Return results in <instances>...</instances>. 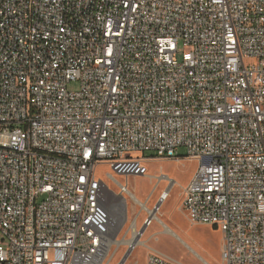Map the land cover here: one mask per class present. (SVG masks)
Masks as SVG:
<instances>
[{
    "label": "built area",
    "instance_id": "built-area-1",
    "mask_svg": "<svg viewBox=\"0 0 264 264\" xmlns=\"http://www.w3.org/2000/svg\"><path fill=\"white\" fill-rule=\"evenodd\" d=\"M153 159L198 163L180 210L220 231L221 264H264V0H0V264L133 252L174 181L140 202L97 167L152 178Z\"/></svg>",
    "mask_w": 264,
    "mask_h": 264
},
{
    "label": "rangeland",
    "instance_id": "rangeland-1",
    "mask_svg": "<svg viewBox=\"0 0 264 264\" xmlns=\"http://www.w3.org/2000/svg\"><path fill=\"white\" fill-rule=\"evenodd\" d=\"M186 51L187 50L182 49L177 55L179 61H181L183 57V52ZM77 89V83H72L68 86L69 91H76ZM177 154L181 157H185L186 149L179 148ZM143 157L149 159L155 158V155L152 153H144ZM146 165L152 178L135 176L126 178L115 176V174L111 173L106 167H97V173L100 177L105 179V174L110 173L116 177L120 183L128 184V189L140 202L145 201L153 192L157 183L154 177L165 175L168 179L174 181V186L169 192L168 201L164 205L161 203L162 207L160 205L159 213L161 217H157L168 226L167 228H169V231L165 232L163 225L154 221L141 238V241H145V247L141 246L135 249L132 253V257L130 255L124 264H146L147 248H151L165 257L182 264H203L202 260L210 264H221L220 231L217 228L192 224L187 219L186 213L180 210L182 189L189 183L198 169V163L194 160L187 159H182L181 161L153 159L148 161ZM106 184L108 185V189L105 191V197L111 200L110 204L114 205V209L117 210L120 201L118 196L119 190L113 182L106 181ZM167 188L168 190L170 188L168 182L159 183L149 201V208H152L157 203L160 193ZM128 205V218L131 221L138 210L132 208L131 201H128ZM117 213H119V211L114 214L113 219H118ZM144 217L145 216L142 215L138 221L139 228H141ZM117 219L115 222H118ZM170 230L172 232H170ZM115 236L116 233H113L111 237L112 241ZM114 250L115 247L112 248V252ZM124 254V249L115 250L114 257H110L109 259L110 264H119Z\"/></svg>",
    "mask_w": 264,
    "mask_h": 264
},
{
    "label": "bare ground",
    "instance_id": "bare-ground-1",
    "mask_svg": "<svg viewBox=\"0 0 264 264\" xmlns=\"http://www.w3.org/2000/svg\"><path fill=\"white\" fill-rule=\"evenodd\" d=\"M163 192V191H162ZM164 194H163V198H165L164 200H163V202H162V205H164L167 201H168V199H169V192H163ZM105 199H106V208H107V210H108V212L110 213V217H111V221H112V230L111 231H113V229L116 227V225L118 224V222H115L116 221V219H113V216H114V214L117 212V211H119V209H120V205H118L119 206V208L117 209V210H115L114 209V205H112V204H110L111 203V200L110 199H108V197L106 198L105 197ZM162 205H161V207H162ZM158 216L159 217H161V214L160 213H158ZM117 217H118V213H117ZM157 220V222H159L161 225H163V227H164V229H165V232H167V231H169V228H167L168 226L165 224V223H163L162 221H160L158 218L156 219ZM117 221H118V219H117ZM146 231V230H145ZM170 232H172L171 230H170ZM144 234V233H143ZM112 236V235H111ZM142 236H144V235H142ZM142 238V237H141ZM115 243V241H112L111 239H110V244H114ZM145 245V241H141L140 240V242L137 244V247L135 248V249H137L138 247H141V246H143V247H145L144 246ZM133 253V252H132ZM132 253H131V257H132ZM114 255H115V250L112 252V254H111V256L110 257H114ZM110 257H109V259H110ZM129 258V257H128Z\"/></svg>",
    "mask_w": 264,
    "mask_h": 264
},
{
    "label": "water",
    "instance_id": "water-1",
    "mask_svg": "<svg viewBox=\"0 0 264 264\" xmlns=\"http://www.w3.org/2000/svg\"><path fill=\"white\" fill-rule=\"evenodd\" d=\"M131 253V250L126 251L119 264H124L128 257L131 255Z\"/></svg>",
    "mask_w": 264,
    "mask_h": 264
},
{
    "label": "crops",
    "instance_id": "crops-1",
    "mask_svg": "<svg viewBox=\"0 0 264 264\" xmlns=\"http://www.w3.org/2000/svg\"><path fill=\"white\" fill-rule=\"evenodd\" d=\"M147 230V229H146ZM145 233V232H144ZM202 261H204V260H202Z\"/></svg>",
    "mask_w": 264,
    "mask_h": 264
}]
</instances>
